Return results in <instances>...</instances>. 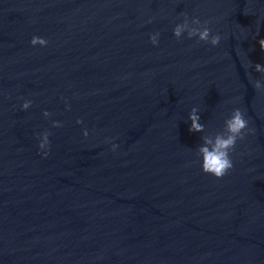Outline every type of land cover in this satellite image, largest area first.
Instances as JSON below:
<instances>
[{
  "label": "water",
  "instance_id": "obj_1",
  "mask_svg": "<svg viewBox=\"0 0 264 264\" xmlns=\"http://www.w3.org/2000/svg\"><path fill=\"white\" fill-rule=\"evenodd\" d=\"M261 39L264 0H0V264H264Z\"/></svg>",
  "mask_w": 264,
  "mask_h": 264
},
{
  "label": "clouds",
  "instance_id": "obj_2",
  "mask_svg": "<svg viewBox=\"0 0 264 264\" xmlns=\"http://www.w3.org/2000/svg\"><path fill=\"white\" fill-rule=\"evenodd\" d=\"M194 23H200L199 19H195ZM209 22H204V27L202 30H193L189 35H194L198 32L199 39L201 41H208L212 46H216L220 41V36L211 35L210 37V28L207 26ZM182 27L180 25H176L173 28V36L179 38L181 35ZM258 34V33H257ZM156 35L150 36V41L153 45L157 43ZM46 40L33 36L30 40L31 45L40 44L41 46L46 45ZM260 45L261 51H264V39L258 41ZM256 71H260V65H255ZM254 89H260L259 81H255L253 84ZM30 102H25L21 105L22 109H27L29 107ZM196 109H192L189 119L192 121L189 131H202L203 125L197 123L198 117L195 115ZM45 115L48 113L45 112ZM78 122V121H77ZM248 126V121L245 118L244 114L240 109H233L229 118L224 121V132L217 133L214 138H203L202 145L198 148V152L201 158V170L206 174H211L213 177L219 179L225 176L228 171L233 167L232 159L230 153L234 149L237 140L243 139L244 130ZM48 144L47 138H45V142ZM44 143H39V148H44ZM47 155V152L44 153Z\"/></svg>",
  "mask_w": 264,
  "mask_h": 264
}]
</instances>
